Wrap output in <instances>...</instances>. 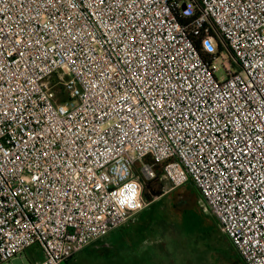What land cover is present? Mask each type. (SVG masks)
<instances>
[{
  "label": "built area",
  "instance_id": "obj_1",
  "mask_svg": "<svg viewBox=\"0 0 264 264\" xmlns=\"http://www.w3.org/2000/svg\"><path fill=\"white\" fill-rule=\"evenodd\" d=\"M149 183L264 264V0H0V264L67 262Z\"/></svg>",
  "mask_w": 264,
  "mask_h": 264
},
{
  "label": "rangeland",
  "instance_id": "obj_2",
  "mask_svg": "<svg viewBox=\"0 0 264 264\" xmlns=\"http://www.w3.org/2000/svg\"><path fill=\"white\" fill-rule=\"evenodd\" d=\"M224 76L223 71L216 74L219 79ZM56 78L57 75L51 80L55 82ZM143 192L148 205L142 212L143 218L127 221L138 224L139 229L126 235L129 240L125 246L111 243L104 251L98 246L103 241L118 240L120 227L63 264H120L124 256L138 254L150 244L151 257L159 264H243L229 240L220 233L215 218L205 211L192 185L160 195L158 189ZM40 258L39 249L34 246L6 264H32Z\"/></svg>",
  "mask_w": 264,
  "mask_h": 264
},
{
  "label": "crops",
  "instance_id": "obj_3",
  "mask_svg": "<svg viewBox=\"0 0 264 264\" xmlns=\"http://www.w3.org/2000/svg\"><path fill=\"white\" fill-rule=\"evenodd\" d=\"M143 212V211H142ZM138 213L137 215L134 216V219H140V218H143V215H141V213ZM133 218V217H132ZM120 228V227H119ZM122 230L119 232L121 234V237L118 238V240L116 241H113V240H109V241H103V242H100L101 240L97 241V242H100L98 244L99 248H101V251H104V249H109L111 247V243L112 245H116L118 247L120 246H125L126 245V242L127 240H129L128 238H126L127 236L126 235H131V234H135L137 229H139L138 227V224L136 223H125L123 226H121ZM97 242L89 245V246H92V245H95L97 244ZM141 245H144L141 244ZM88 246V247H89ZM113 246V247H114ZM86 247V248H88ZM84 248V249H86ZM39 253L41 255V252L39 250ZM130 253H132L130 251ZM138 254H128V256H124L125 260L124 262H120V264H159L157 263V261L155 260L154 256L151 257V244L150 245H146L145 248L143 250H140V251H137ZM42 258V256H41ZM40 258V260H41ZM36 260V259H35ZM162 264V263H161Z\"/></svg>",
  "mask_w": 264,
  "mask_h": 264
},
{
  "label": "clouds",
  "instance_id": "obj_4",
  "mask_svg": "<svg viewBox=\"0 0 264 264\" xmlns=\"http://www.w3.org/2000/svg\"><path fill=\"white\" fill-rule=\"evenodd\" d=\"M138 191L136 190V185L134 182H131L129 185L125 186V189L119 193V196L122 199H118L117 203L119 206H127L129 208H137L139 204L136 203L138 198Z\"/></svg>",
  "mask_w": 264,
  "mask_h": 264
},
{
  "label": "water",
  "instance_id": "obj_5",
  "mask_svg": "<svg viewBox=\"0 0 264 264\" xmlns=\"http://www.w3.org/2000/svg\"><path fill=\"white\" fill-rule=\"evenodd\" d=\"M182 9H185V6L182 7ZM148 189V184H144V190L146 191ZM159 195L161 194V191L158 193Z\"/></svg>",
  "mask_w": 264,
  "mask_h": 264
},
{
  "label": "flooded vegetation",
  "instance_id": "obj_6",
  "mask_svg": "<svg viewBox=\"0 0 264 264\" xmlns=\"http://www.w3.org/2000/svg\"><path fill=\"white\" fill-rule=\"evenodd\" d=\"M153 184H154V183H149V184H148V189H147V190H149V189L151 190V189L154 187ZM159 190H160V189H158V192H159Z\"/></svg>",
  "mask_w": 264,
  "mask_h": 264
},
{
  "label": "trees",
  "instance_id": "obj_7",
  "mask_svg": "<svg viewBox=\"0 0 264 264\" xmlns=\"http://www.w3.org/2000/svg\"><path fill=\"white\" fill-rule=\"evenodd\" d=\"M186 21H188V20H186ZM195 189V188H194ZM195 192H196V195L200 198V196H199V193L197 192V190L195 189ZM141 215H143V213H141ZM144 216V215H143Z\"/></svg>",
  "mask_w": 264,
  "mask_h": 264
}]
</instances>
